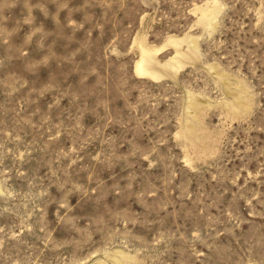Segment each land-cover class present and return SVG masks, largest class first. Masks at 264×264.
Instances as JSON below:
<instances>
[{"label": "rangeland", "instance_id": "374dc122", "mask_svg": "<svg viewBox=\"0 0 264 264\" xmlns=\"http://www.w3.org/2000/svg\"><path fill=\"white\" fill-rule=\"evenodd\" d=\"M0 264H264V0H0Z\"/></svg>", "mask_w": 264, "mask_h": 264}, {"label": "bare ground", "instance_id": "6f19581e", "mask_svg": "<svg viewBox=\"0 0 264 264\" xmlns=\"http://www.w3.org/2000/svg\"><path fill=\"white\" fill-rule=\"evenodd\" d=\"M143 68H144V65L140 64V65L138 66V71H144Z\"/></svg>", "mask_w": 264, "mask_h": 264}]
</instances>
